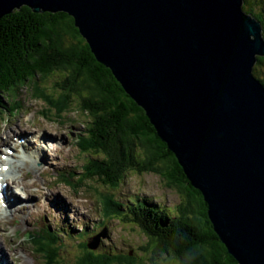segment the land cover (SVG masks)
Wrapping results in <instances>:
<instances>
[{
    "label": "water",
    "instance_id": "95a60500",
    "mask_svg": "<svg viewBox=\"0 0 264 264\" xmlns=\"http://www.w3.org/2000/svg\"><path fill=\"white\" fill-rule=\"evenodd\" d=\"M243 1L0 0V16L23 5L74 15L203 194L229 252L264 264V84L253 74L264 37Z\"/></svg>",
    "mask_w": 264,
    "mask_h": 264
},
{
    "label": "trees",
    "instance_id": "16d2710c",
    "mask_svg": "<svg viewBox=\"0 0 264 264\" xmlns=\"http://www.w3.org/2000/svg\"><path fill=\"white\" fill-rule=\"evenodd\" d=\"M244 1L243 10L263 25L264 0ZM112 71L92 52L76 25V17L67 10L37 12L23 5L0 16V100L10 94L14 100L11 110L18 111L23 108L16 99L21 88L29 84L33 89L29 80L62 72L63 79L53 88L60 95L53 99L48 93L45 102L58 114L78 97L80 110L91 116L92 125L79 136L80 152L90 155L84 164L85 172L78 178L72 171L59 172V181H71L75 187L98 179L115 187L133 168L162 173L170 186L186 195L175 215L163 209L161 212L156 205L149 206L147 200H136L134 208L125 214L126 220L154 241L152 252L170 253L181 264H240L215 231L208 204L192 185L176 153L163 140L147 112L125 93ZM253 74L264 84V57L257 56ZM35 87L41 89L39 84ZM101 197L107 216L121 212L119 201L108 195ZM29 234L28 241L47 260L46 264H59L60 232L41 228ZM115 259L132 262L131 255L119 257L114 252L85 250L76 264H109Z\"/></svg>",
    "mask_w": 264,
    "mask_h": 264
},
{
    "label": "rangeland",
    "instance_id": "374dc122",
    "mask_svg": "<svg viewBox=\"0 0 264 264\" xmlns=\"http://www.w3.org/2000/svg\"><path fill=\"white\" fill-rule=\"evenodd\" d=\"M62 74L59 72L48 74V76L37 75L29 80L33 89L29 84L21 88L16 99L20 105H23V108L18 111L11 110L14 100L12 101L10 94L6 96L7 98H3V101L0 100L1 105L6 108L2 109V106L0 108V112L3 111L2 114L0 113V125L3 123L0 126V150L2 154L6 153V147L13 150L12 157L17 160L15 164L19 165L22 163L18 162L21 158L18 159L19 156L15 152L17 146L12 143L13 140L4 142L6 132L13 130V133H10L12 138L15 134L23 138H33L39 130L44 131V129L56 134L58 137L55 139L60 141L58 146L61 147L64 143L68 146L64 148V151L57 152L55 155L49 153L52 151L51 147L47 150V156L55 157L51 163V170L47 174H41L43 171H40V168L46 166V163L39 158H37L38 162L30 159L25 165L22 164V170L14 165L15 168L11 170V173L12 176L20 179L29 178L37 181L39 189L43 192L48 191V187L51 189L57 186L63 187L66 195L70 197L65 200L67 202L77 201V204H73L75 210L73 211V206L64 205L67 210L66 221L54 218L51 213L44 210V207L52 206L53 203L47 200L44 206L38 207L36 205L38 196L26 201L29 205L26 212L22 210L18 214H13L12 210H7L8 213L0 216V259L2 256L5 257L7 264H43V262L46 264L47 260L36 253L28 237H30L29 232L51 228L57 229L62 238L59 264H76L78 256L83 251L89 250L87 244L96 243L95 236L99 237V242L93 251L114 252L119 257L124 255L132 257L131 263L115 259L109 264H181L179 259L170 253H153L154 241L125 218L130 208H134L136 200H147L149 206L150 204L156 205L161 212L163 209L167 214L175 215L177 206L186 199V195L178 187L170 186L169 179L164 174L152 171L140 172L133 168L121 178V182L115 187L98 179L95 182L88 181L75 187L71 181H59V172L72 171L73 174L72 172L71 174L77 178L85 172L84 164L90 155L80 152V143L77 139L92 125L91 116L89 118L86 111H81L78 107L80 102L78 97H75V101H72L69 108L58 114L52 105L45 102L48 93L53 96V99L60 95L59 91H53V88L58 87L63 79ZM37 84L43 90H35ZM108 86L113 87L111 83H108ZM123 90L129 95L125 89ZM130 98L134 100L131 96ZM1 144L4 145L1 146ZM94 158L101 160V157L96 155ZM10 181L11 177L8 176V181L5 183L9 184ZM73 181L76 180L73 179ZM17 191L22 192L20 188H17ZM102 195L111 196L119 201L122 204L120 208L122 213L107 216L104 212V204H102ZM41 200L46 199L41 198ZM20 205H22L21 201Z\"/></svg>",
    "mask_w": 264,
    "mask_h": 264
},
{
    "label": "bare ground",
    "instance_id": "6f19581e",
    "mask_svg": "<svg viewBox=\"0 0 264 264\" xmlns=\"http://www.w3.org/2000/svg\"><path fill=\"white\" fill-rule=\"evenodd\" d=\"M10 133H13V130L11 132H6L5 133V140L4 142H10V140H13V144L16 145L17 147H22L26 152H34V155H31V153H26L24 152L23 155H21V161L22 164L25 165L28 160L32 159L34 161H37V158H39L41 161H45L46 166H42L40 168V171H48L51 169V163L52 160L55 157L52 156H47V150L50 149V147L52 148V151H50L49 153L51 155H55L57 152H61L62 150L64 151V148L66 146H68L67 143L62 144L61 147H59L57 145V143H54L53 145H51L48 142H41V138H43V135L46 134L49 137H53V138H57L58 136L56 134H54L53 132H49L47 130L44 129V131H38V134L33 136V138H29V137H24V139L21 141V136L20 135H14V137L12 138ZM43 134V135H40ZM79 140V136L78 139ZM35 142H37L35 144ZM60 141L58 140V143ZM40 154V155H39ZM22 164L16 165L15 167L18 166L19 169L22 170ZM15 165V161L14 159H12L10 168L13 169ZM2 174H4L2 172ZM87 174V173H86ZM22 175H24V173H22ZM4 181H8V176H6L3 180H0V183H4ZM15 188H20L22 190V192H19L17 190H15ZM6 190V196L7 199L9 201V207L13 206V203L15 202H19L17 205H14V207L10 208V211L12 210L13 214H18L20 213L22 210H24L25 212L28 210L29 205L28 203H26V201H28L29 199L32 200L33 197L38 196V201L36 203V205L38 207L40 206H44L48 201H51L53 204L52 206H46L44 207V210L51 213L52 217L54 218H58V219H63L66 221L67 219V210L66 207H71L73 206V211L75 210V206L73 204H77V201L72 202L70 200V202H67L65 200V198H69V196L66 195L65 190L63 189V187L57 186L54 187L53 189L48 187V191L43 192L39 189V184L37 181L34 180H30L29 178L27 179H20L18 177H13L12 180L9 182V184L6 186L5 188ZM66 195V197H65ZM41 198H45L46 200L43 201L41 200ZM20 201L22 203V205H20ZM103 204V203H102ZM65 205V206H64ZM14 208V209H13ZM6 253V252H5ZM18 258V257H17ZM16 258V259H17ZM14 260V259H12ZM0 264H7L5 257L2 256V258L0 259Z\"/></svg>",
    "mask_w": 264,
    "mask_h": 264
}]
</instances>
